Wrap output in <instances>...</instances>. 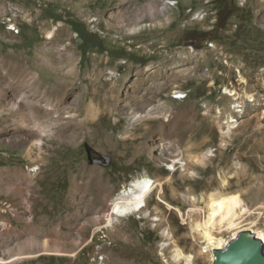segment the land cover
Segmentation results:
<instances>
[{"label": "rangeland", "instance_id": "374dc122", "mask_svg": "<svg viewBox=\"0 0 264 264\" xmlns=\"http://www.w3.org/2000/svg\"><path fill=\"white\" fill-rule=\"evenodd\" d=\"M262 1L0 0V72L11 69L3 57L13 62L0 85V258L178 264L168 237L198 254L190 196L201 203L213 191L239 193L244 220L264 228ZM90 105L98 113L88 118ZM134 113L149 116L131 123ZM34 142L39 155L27 156ZM160 144L173 160L211 154L192 174L170 172ZM86 145L109 163H90ZM145 173L171 178L162 199L155 190L145 212L104 226L111 198ZM32 240L48 251L27 257Z\"/></svg>", "mask_w": 264, "mask_h": 264}, {"label": "bare ground", "instance_id": "6f19581e", "mask_svg": "<svg viewBox=\"0 0 264 264\" xmlns=\"http://www.w3.org/2000/svg\"><path fill=\"white\" fill-rule=\"evenodd\" d=\"M3 60L5 62L3 64L11 67V69L9 70V72L7 71L5 75L0 72V85L3 80H7L10 77L13 68L12 61L11 63L7 61V59L4 57ZM20 73H21L20 76H22L23 73L21 71ZM229 93L230 95H234L232 91H229ZM54 94H60V93L59 91H54ZM247 99L251 100L252 96H247ZM59 103H61V101H59ZM10 109L17 112L18 111L17 104L15 103L13 106L10 107ZM86 111H87V117L89 118V116L93 117L96 115V113H98V108L90 105V107H88ZM148 116L149 115L134 113L130 118L131 123L138 122L141 119L146 118ZM21 118L22 120L24 119L27 120V118L25 117H21ZM231 129H232L231 126L228 125L227 131H231ZM20 143L21 142H19V144ZM40 150L41 147L39 146V143L37 142L30 143V147L27 148L26 150V155L30 157L34 155H39V153H36V151H40ZM152 151L153 149L149 150L150 159H153ZM210 154L211 153L209 151L206 154H202V155L189 153L186 155V160L184 161H182L181 159L173 160L177 156L176 152L175 154L169 152L167 151L166 146H162V144H160L159 153L157 156V162L159 163V165H165L166 169L168 168L170 172H174L176 165L179 164L183 171H187L188 173L192 174V172L189 170V167L196 163H200V165L205 164L204 163L205 159H207L210 156ZM167 161H169L170 163L167 164L166 163ZM170 180H171L170 177H165L163 179L157 177L154 178L147 173H145L139 178L133 179L128 185L123 186L118 191V193L111 198L109 202V210L108 213L106 214L104 226L108 227L117 224L119 222V219L122 217L131 216L133 214H137L140 212H145L146 202L148 197L151 195V193L156 190L155 192L158 198L161 200L162 199L161 196L163 195V188H164L163 186L165 183L166 184L169 183ZM228 183L229 182L226 177L221 178V187L223 190L226 189ZM20 194H21V189H19V187H14L13 195L19 196ZM190 203H191V209L188 211V226L190 230V235L191 237L196 238L200 241V250L198 251L197 255L200 257L201 256L206 257V259L210 261L209 264H211L213 260V250L223 248L228 243L227 239H225L222 236L223 232L230 233V237H231L230 239H233L241 231H251V233H253L257 238H259L262 241L263 243L262 246L264 248V228L257 227L254 221L247 222L244 220V215L248 212V209L244 206L241 195L239 193L229 194V193H224L223 191H213V192L205 193L202 196L201 203H199V200L196 199L195 197L190 196ZM262 215L264 217V212L262 213ZM254 227L256 228L253 230ZM32 243L37 246L36 248L37 250L35 252H29L27 257L28 256L29 258L33 256L37 257V254L39 255L42 252L44 253L48 251V250L40 249L39 242L37 240H32ZM168 244L171 247V253H172L171 258L173 262L175 261V263L178 264L181 263L194 264L195 257L197 256L196 254L193 255L191 253H186L185 251H183V249H181V247L177 244V242L173 240L170 236L168 237ZM164 245H167V243ZM21 259H22L21 254L15 255L14 258L9 261L0 258V264H15L20 262Z\"/></svg>", "mask_w": 264, "mask_h": 264}, {"label": "water", "instance_id": "95a60500", "mask_svg": "<svg viewBox=\"0 0 264 264\" xmlns=\"http://www.w3.org/2000/svg\"><path fill=\"white\" fill-rule=\"evenodd\" d=\"M85 148L90 163L97 162L104 166L109 163V159L102 155H99V158L104 159L105 163H101L100 160H93L91 156L95 151L87 145ZM262 244V241L251 231H241L223 248L213 250L211 264H264Z\"/></svg>", "mask_w": 264, "mask_h": 264}, {"label": "built area", "instance_id": "2783aa9c", "mask_svg": "<svg viewBox=\"0 0 264 264\" xmlns=\"http://www.w3.org/2000/svg\"><path fill=\"white\" fill-rule=\"evenodd\" d=\"M247 1H249V0H237L239 6H240V5H244ZM262 3L264 4V1H262ZM200 14H201V13L198 12V15H200ZM200 16H201V15H200ZM195 19H196V18H195ZM183 96H185V94H183V93H179L178 91H174V92L172 93L171 98L174 99V100H181V99H183Z\"/></svg>", "mask_w": 264, "mask_h": 264}, {"label": "flooded vegetation", "instance_id": "af4514ba", "mask_svg": "<svg viewBox=\"0 0 264 264\" xmlns=\"http://www.w3.org/2000/svg\"><path fill=\"white\" fill-rule=\"evenodd\" d=\"M93 156H96L95 154H93Z\"/></svg>", "mask_w": 264, "mask_h": 264}]
</instances>
